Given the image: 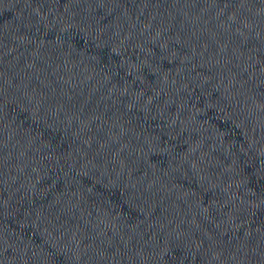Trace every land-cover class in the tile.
Returning a JSON list of instances; mask_svg holds the SVG:
<instances>
[{"label": "water", "instance_id": "water-1", "mask_svg": "<svg viewBox=\"0 0 264 264\" xmlns=\"http://www.w3.org/2000/svg\"><path fill=\"white\" fill-rule=\"evenodd\" d=\"M0 264H264V0H0Z\"/></svg>", "mask_w": 264, "mask_h": 264}]
</instances>
